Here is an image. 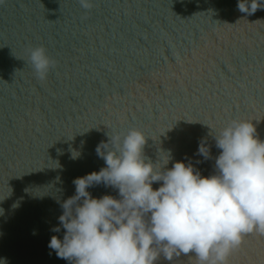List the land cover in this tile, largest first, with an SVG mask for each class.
<instances>
[{"label": "clouds", "instance_id": "9594fccd", "mask_svg": "<svg viewBox=\"0 0 264 264\" xmlns=\"http://www.w3.org/2000/svg\"><path fill=\"white\" fill-rule=\"evenodd\" d=\"M78 2L85 10L94 7V0ZM237 8L252 15L264 9V0H238ZM28 62L40 81L57 64L43 45L30 48ZM109 137L96 148L106 167L75 178V195L61 204L59 226L51 230L62 227L63 239L53 235L48 244L58 258L69 264H157L161 257L172 262L189 256L195 264H229L247 235H264V140L251 120L233 119L213 135L221 151L209 176L191 162L167 168L170 153L164 163H154L145 155L149 137L141 129ZM198 154L210 158L205 142ZM101 183L118 190L119 198L93 197L88 188ZM154 183L160 186L154 189Z\"/></svg>", "mask_w": 264, "mask_h": 264}]
</instances>
